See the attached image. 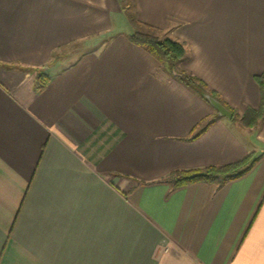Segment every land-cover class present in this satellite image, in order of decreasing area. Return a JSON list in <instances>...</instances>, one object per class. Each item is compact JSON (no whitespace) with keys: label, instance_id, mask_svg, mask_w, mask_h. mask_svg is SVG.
Returning <instances> with one entry per match:
<instances>
[{"label":"crops","instance_id":"1","mask_svg":"<svg viewBox=\"0 0 264 264\" xmlns=\"http://www.w3.org/2000/svg\"><path fill=\"white\" fill-rule=\"evenodd\" d=\"M124 3L0 0V264H264V122L218 117L129 39L183 44L176 69L241 119L261 103L264 0ZM251 153L223 184L169 181Z\"/></svg>","mask_w":264,"mask_h":264},{"label":"trees","instance_id":"2","mask_svg":"<svg viewBox=\"0 0 264 264\" xmlns=\"http://www.w3.org/2000/svg\"><path fill=\"white\" fill-rule=\"evenodd\" d=\"M121 1L123 2L125 0ZM132 17L134 18L133 15L131 18ZM141 25L144 28L157 33L155 28L146 24ZM129 39L133 44L142 47L170 74L198 93L204 100L206 99L202 96V93H207L212 98L218 100L227 110L232 113L233 117L231 121L242 122L248 128H254L261 122H264V74L255 78L260 88L261 103L259 109L253 110L249 108L246 110L240 120V118L237 116V113L224 103L218 93L209 90L203 81L191 74L176 69L177 63L182 60L186 54L183 44L169 38H161L156 34L152 35L150 33L141 32L132 33L129 36ZM50 80V75L46 74L42 69L37 70L34 83L35 89L38 91L43 90L48 85ZM254 162V154L251 153L242 161L227 166L174 172L169 176V181L172 182L176 188L198 182H217L218 184H223L226 181L238 178L246 173L252 167Z\"/></svg>","mask_w":264,"mask_h":264},{"label":"rangeland","instance_id":"3","mask_svg":"<svg viewBox=\"0 0 264 264\" xmlns=\"http://www.w3.org/2000/svg\"><path fill=\"white\" fill-rule=\"evenodd\" d=\"M123 2H128V0H125ZM124 3V4H125ZM128 11V15L130 18L133 14V9L132 7L127 10ZM132 20L134 19L133 17L131 18ZM135 32H141V33H150L152 35H157L156 32H153L151 30H148L144 27H138L137 31ZM86 45H84L83 43H77V44H73L71 46H68L67 48L61 50L57 55H56V59L54 60L55 65H57L56 68L62 69L64 67H67L69 65H71L82 53L85 52L86 49ZM241 120V119H240ZM241 125L245 126L244 123L240 122Z\"/></svg>","mask_w":264,"mask_h":264},{"label":"water","instance_id":"4","mask_svg":"<svg viewBox=\"0 0 264 264\" xmlns=\"http://www.w3.org/2000/svg\"><path fill=\"white\" fill-rule=\"evenodd\" d=\"M202 96L209 102V104L218 112V116L222 118L232 119V113L227 110L218 100L212 98L207 93H202Z\"/></svg>","mask_w":264,"mask_h":264}]
</instances>
